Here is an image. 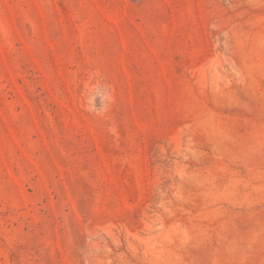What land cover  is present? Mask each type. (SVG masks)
<instances>
[{"label":"rangeland","instance_id":"rangeland-1","mask_svg":"<svg viewBox=\"0 0 264 264\" xmlns=\"http://www.w3.org/2000/svg\"><path fill=\"white\" fill-rule=\"evenodd\" d=\"M0 264H264V0H0Z\"/></svg>","mask_w":264,"mask_h":264}]
</instances>
